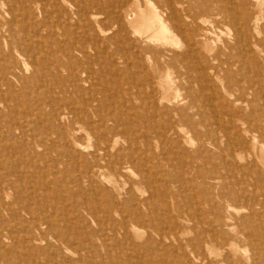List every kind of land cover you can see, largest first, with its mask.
<instances>
[{"label":"rangeland","instance_id":"1","mask_svg":"<svg viewBox=\"0 0 264 264\" xmlns=\"http://www.w3.org/2000/svg\"><path fill=\"white\" fill-rule=\"evenodd\" d=\"M68 1L26 0L27 3L25 2L23 6L24 10L19 11V19L14 22V25H9L11 16L7 14L8 8L5 9L8 5L4 0H0V70L7 67L4 71L8 73L3 72V70L0 71V75L2 74L0 76V97L2 96L1 98L3 100L2 102L0 98V264H203V261L205 262L204 264H217L219 257L220 261L218 264H230L231 262L234 264H252L249 258V255L252 254L251 247L237 239L233 233L235 230L240 229V226H242L241 223H243L241 220L244 218L255 221L257 229L260 228V225H264V198H262L264 197V149L261 150V146H264V140L259 138L258 133L252 132L249 128V122H253L248 116L251 110L252 96L244 93L245 89L249 86L248 83L243 80L241 81V86L234 83V86L228 89L226 85L229 81L224 77V71L220 70L221 78L213 77L210 82L204 84V91L196 95L200 100H203L201 107L205 116V121L201 123L202 125L200 123L196 124L198 134L195 135L193 129L188 127L190 124H182L186 130L184 136L179 138L176 135H171L173 137H169L167 144H162L154 137V121L151 119V115L148 116L149 113H154V107H152L150 103L153 99L151 98L152 100H149L147 96L144 95L147 94L148 91L140 89L137 91L136 88L138 87H135L136 82H142V76L144 75L138 62L142 60L149 64L150 60L147 57L149 56L150 58V55L146 47L151 43L148 39L145 40L140 36L142 40L139 35L136 34V27L133 23L128 22L133 19V12L132 17L127 18L122 16L120 10L121 0ZM50 2L53 4H50ZM252 2L257 4L256 0H252ZM69 3H71L72 6H70ZM96 3L97 5H95ZM155 3V5H158L157 3L160 2ZM63 4H67V6ZM78 7H81L80 9L83 14ZM97 7L100 11L98 12L99 14L92 16L95 11L97 12ZM254 8H256V6H254ZM36 12L38 14H36ZM24 13H27L28 16ZM22 14H24L28 23H24V20L21 18ZM45 15H47V17ZM95 16H97L96 20ZM36 23H38L39 26H37ZM91 23L95 26H92ZM100 24H102V26ZM20 25H25V32H23ZM122 27L123 30H121ZM2 29H4V32H2ZM43 29L45 30L43 31ZM133 31L138 36H135ZM220 32L218 31V34L216 33L212 37V52L209 53V56H212L217 51H221L224 53L223 57L227 58L228 49L226 50L225 48V42L227 39L230 41L231 38L225 37L224 39ZM24 33L29 35L33 42L35 41L36 48L34 51H36V54L40 57L43 55L46 61L52 60V58L54 59L56 55L58 58L55 57V59H63L62 61L63 63L65 62L66 65L68 63L66 66L67 69L61 67L59 70L52 71V73L46 72L39 66H37V68L32 66L30 54L22 48L25 43L22 39ZM4 35V38H6L5 41H8L6 42L8 45L4 43ZM44 36L47 38H44ZM98 36H100L99 39H97ZM219 36H221V39ZM68 37H70V40ZM46 42L48 44H46ZM174 42H180L179 38H176ZM56 43H58L57 45L59 46H57ZM79 43L83 47H81ZM95 43H97V45ZM220 43H222V45ZM4 46L9 48L6 49ZM44 46L46 48H44ZM87 46L88 49H86ZM91 47L93 48L92 50ZM168 47L170 49L171 47L175 49V45ZM69 49L71 50L70 52ZM108 49L112 53L109 52ZM60 51L62 53H59ZM106 51L108 52L106 53ZM90 52L91 55H89ZM84 53L88 54V56H85ZM113 53L116 54V56ZM4 54H7V56L5 57ZM72 54H74V56ZM18 55L25 56H23L24 58L22 57V59L21 56L19 58ZM66 55L72 59L69 57L68 59ZM81 56H84V58ZM113 56L115 58H113ZM13 58H18L19 63L15 62ZM70 59L72 62H70ZM26 61L29 63H26ZM83 61L85 62L83 63ZM25 64H28L31 70L29 69L24 76L23 74L19 75L20 66L23 67ZM75 64L78 66L76 67ZM88 64H92L91 67H89ZM73 65H75L74 68L72 67ZM83 66L85 67L83 68ZM12 68L13 70H11ZM90 68H92V71ZM234 68V73L240 72L237 67ZM63 70L65 71L63 72ZM66 70H68L69 73L66 72ZM71 70L72 72H70ZM31 72L36 76L35 82L34 79L30 78V80L28 78V76L31 77L34 75ZM62 72L64 74H61ZM166 72L167 70L164 71V74H166ZM172 72L171 78L176 76V72ZM16 73H19V78ZM78 74L80 77L77 76ZM7 75L9 77H6ZM43 75H45L46 78ZM88 75L90 77H88ZM36 78L40 79V81ZM56 78H58V81ZM62 78L64 81H61L63 80ZM240 78H242V76H240ZM32 80L34 83H32ZM83 80L85 82H83ZM181 80H179L180 84ZM60 82L63 84L59 85L61 84ZM76 82H79L78 85ZM86 82H88V84ZM26 83L28 85H26ZM71 85L75 87H73L75 90H73ZM67 86L72 90L70 91ZM81 86L84 88L82 87V89ZM6 87L10 89L6 90ZM14 88L17 89L15 90ZM225 88L227 91L224 90ZM17 90L20 94L17 93ZM25 90L26 93H24ZM194 90L198 92V86H194ZM61 93L69 94H64L65 96L62 94L61 96ZM169 93L170 102L165 101L164 104L161 105V108H164L160 109L161 111L159 110L160 113L157 120L162 121L161 116H163L166 111L164 109L177 105L178 101V106L183 105L185 111L189 113L195 111V107L191 106L189 98L185 99L187 104L182 101L184 95L183 89L176 92L174 85L173 90ZM91 94L94 96L91 97ZM8 96L10 98H8ZM245 96L248 97V100ZM96 98L100 100V103L97 102L98 100H94ZM206 98L210 100V104L212 103L211 105L206 103ZM85 99H87L89 103ZM90 103L94 104V106ZM153 104L158 105V100L157 103ZM87 105H91V107ZM54 106L55 109L57 108V111L53 109ZM98 106L100 110H98ZM63 107L66 109L65 111L62 110L64 109ZM68 109L71 111L69 112ZM216 110L218 116L214 115V111ZM61 111L65 116L64 120H60L57 117L59 114H62ZM233 112L236 113V116ZM51 113L52 116L50 115ZM51 117H53V119ZM67 117L69 118L67 119ZM103 117L106 119H103ZM92 119L94 120L92 121ZM217 119L221 120L224 126L228 128L224 129L220 125H216L219 124ZM198 120L199 117L195 116L194 122ZM230 121H232L231 125L234 127V131H237L240 135L241 145L238 146V150L235 153H237L239 157L242 156V159L234 152L231 153V151L227 149L226 143L230 137L224 133L229 130ZM90 122L92 123L89 125ZM121 123L123 126H121ZM113 124L115 125L114 128ZM216 127L219 128L217 129ZM61 128H63V131ZM109 130L110 132L112 130V133L107 132ZM217 130L221 135L218 134ZM216 132L218 135H216ZM96 134H98V137ZM139 134L140 137L138 136ZM212 134L214 136H212ZM254 135H257V143L253 138ZM112 136H115V138L112 139ZM200 137L202 140H199ZM216 137L220 138L214 140ZM184 138L186 140H184ZM248 138H251L252 141ZM150 141L154 143L152 144ZM208 141H211V143H208ZM213 141L215 143H213ZM217 141H221L219 145ZM175 143L182 145V149L184 147L181 153H178L173 147ZM107 144L112 145L107 146ZM242 144L244 147H242ZM255 144L256 147L254 148ZM99 145L106 146L108 149L110 148V157L104 161L105 163L96 160L94 156H92L93 158L91 157L92 152ZM164 145L167 146L165 147ZM202 146L203 149H201ZM65 147L68 152H66ZM162 147L166 148L167 151L162 149ZM84 148L92 150L89 151ZM112 151L114 153L111 154ZM73 152H75V155ZM124 153L126 156L122 158ZM154 154L158 156V159ZM137 156H139V158ZM89 158L93 160L91 161ZM154 158H156V160ZM253 158L254 160H252ZM94 159L97 162H95L96 166L94 165ZM87 160L89 162H87ZM109 160L112 161V165L110 166L107 165V161ZM107 166L114 170L112 171V169ZM251 167H253L252 170ZM102 168L104 170H102ZM64 169L67 171L65 172ZM83 172L84 174L87 172L85 174L87 178L84 177L85 175ZM102 176H106V178L104 177L105 179H102ZM79 178L82 179L79 180ZM88 186L90 188H88ZM144 200H146L147 203ZM148 203L150 205H147ZM137 206L141 207L140 210L142 211L138 210L139 207ZM255 211L257 214L258 211L260 212L258 216L255 215ZM135 213L138 214L135 215ZM198 216H200L201 221ZM133 218H135V220H133ZM151 219L155 221L154 225L156 226H153V221ZM184 219L188 220L185 221ZM139 221L141 223H139ZM128 224L130 228L127 226ZM193 224L196 225L194 226ZM207 226L209 227L206 228ZM230 226L233 228L231 229ZM162 229L164 232L160 231ZM40 230L42 231L41 233ZM130 230L132 231L130 232ZM246 230L248 231V228H246ZM128 232L129 234H127ZM203 233L206 236H203ZM148 234L151 237H149ZM216 239L219 240L216 241ZM194 241L200 242L196 244ZM226 241L231 243V247H221V244ZM146 242L149 244L147 245ZM237 245L239 248H237ZM142 246L145 248L143 249ZM246 247L249 250H247ZM148 252L152 256H150ZM191 253L194 254L193 257H191ZM223 257L225 259L223 261L225 262L222 261ZM238 257L241 259H238ZM227 258L228 260L230 258L232 259L228 261Z\"/></svg>","mask_w":264,"mask_h":264},{"label":"bare ground","instance_id":"2","mask_svg":"<svg viewBox=\"0 0 264 264\" xmlns=\"http://www.w3.org/2000/svg\"><path fill=\"white\" fill-rule=\"evenodd\" d=\"M34 1V0H32ZM38 1V0H37ZM59 1V0H58ZM68 1V0H67ZM70 1V0H69ZM68 1V2H69ZM100 1V0H99ZM112 1V0H110ZM119 1V0H118ZM257 1V4H254L252 2V0H121V7H120V10H121V13H122V16L124 17H132V12H133V19L128 22H132L133 25L136 27L135 29V32L136 34L139 35V37H143L145 40L148 39V41L151 43L150 45H148L146 48H147V51L150 55V58L149 56L147 57L150 61H149V64H147L146 62L140 60L138 62L139 66L142 68V72L144 73V75L142 76V82H136V86L135 87H138L136 88L137 91L138 89L140 90H143V91H148L147 94H144L147 96V98L150 100L151 98L153 99V101H150L152 107H154L153 111L154 113L151 114L149 113L148 116L151 115V119L154 121V137L160 141V143H164V144H167L168 140H169V137L171 135H176L177 137L179 138H182L184 136V132L186 131L185 128H184V125L182 124H190V126L188 127H191L193 129V132L196 134H198V130H197V125L198 123H203V121H205V116H204V113L202 111V107L201 105L203 104V100L199 99V97H197L196 95L199 94L201 91L203 92L204 91V84L205 83H208L210 82L213 77L214 78H221V75H220V70L224 71V77L229 81L226 85V87L229 89L231 88L232 86H234V83H236L237 85L241 86V81L245 80V82L248 83V87L245 89L244 93L245 94H248V95H251L252 96V101H251V110L248 114V116L251 118V120L253 121L252 123H250V130H252V132H255V133H258L259 134V138L263 139L264 140V0H256ZM4 2L7 3L8 7H5L8 8L7 10V14H9L11 16L10 18V21H9V25H14V22H16L19 18H18V15H19V11L20 10H24L23 6L26 2V0H4ZM31 2V1H30ZM67 2V4H68ZM77 2V0H76ZM83 2V1H82ZM81 2V3H82ZM89 2V1H88ZM91 2V1H90ZM155 2H160V3H157L158 5H155L156 3ZM2 3V2H1ZM27 3V2H26ZM64 3V1H63ZM99 3V2H98ZM103 3V2H102ZM119 3V2H118ZM29 4V3H28ZM27 4V5H28ZM41 4V3H40ZM39 4V5H40ZM50 4H53L50 2ZM67 4H63L65 6H67ZM70 6L71 3H69ZM83 4V3H82ZM86 4V3H85ZM3 5V4H2ZM5 5V4H4ZM34 5V4H33ZM38 5V4H37ZM81 5V4H80ZM79 5V6H80ZM84 5V4H83ZM88 5V4H87ZM90 5V4H89ZM97 5V3L95 4ZM144 5H145V8H144ZM26 6V5H25ZM86 6V5H85ZM84 6V7H85ZM92 6V5H91ZM100 6V5H99ZM105 6V5H104ZM116 6V5H115ZM254 6H256V8H254ZM4 7V6H3ZM109 7V5H108ZM114 7V6H113ZM27 8V7H26ZM33 8V7H32ZM48 8V7H46ZM70 8V7H69ZM74 8V7H73ZM76 8V7H75ZM79 8V7H78ZM81 8V7H80ZM79 8L80 12H81V9ZM93 8V6H92ZM98 8V7H97ZM110 8V7H109ZM108 8V9H109ZM117 8V7H116ZM42 9V8H41ZM68 9V8H67ZM101 9V8H100ZM106 9V8H105ZM104 9V10H105ZM43 10V9H42ZM55 10V9H54ZM74 10V9H73ZM93 10V9H92ZM91 10V11H92ZM97 10V9H96ZM113 10V9H111ZM117 10V9H116ZM119 10V11H120ZM37 11V10H36ZM41 11V10H40ZM49 11H50V6H49ZM64 11V10H62ZM89 11V10H88ZM94 11H95V8H94ZM110 11V10H109ZM6 12V11H5ZM35 12V11H34ZM70 12V11H69ZM98 12L99 11V8L97 10V12L95 11V13H91L92 16L94 15H97L99 14ZM115 12V11H114ZM1 13V12H0ZM28 13V12H27ZM27 13L25 15H27ZM30 13V12H29ZM43 13V12H41ZM74 13V12H73ZM72 13V14H73ZM82 13V12H81ZM102 13V12H101ZM116 13V12H115ZM114 13V14H115ZM5 14V13H4ZM6 14V15H7ZM24 14H22V20H24V23L27 22V20L25 19V16ZM36 14H38L36 12ZM50 14V13H48ZM58 14V13H57ZM56 14V15H57ZM83 14V13H82ZM2 15V14H1ZM7 15V16H9ZM42 15V14H41ZM40 15V16H41ZM75 15V14H74ZM73 15V16H74ZM77 15V14H76ZM105 15V14H104ZM112 15V14H111ZM28 16V15H27ZM26 16V17H27ZM43 16V15H42ZM47 17V15H45ZM99 16V15H98ZM103 16V15H102ZM101 16V17H102ZM121 16V15H120ZM31 17V16H30ZM44 17V16H43ZM54 17V16H53ZM57 17V16H56ZM67 17V15H66ZM82 17V16H81ZM80 17V18H81ZM2 18V17H1ZM6 18V17H5ZM29 18V17H28ZM59 18V17H58ZM75 18V17H74ZM97 16H95V20H96ZM105 18V17H104ZM103 18V19H104ZM123 18V17H122ZM39 19V18H38ZM44 19V18H43ZM94 19V18H92ZM102 19V20H103ZM125 19V18H124ZM3 20V19H2ZM1 20V21H2ZM5 20V19H4ZM8 20V19H7ZM21 20V19H20ZM19 20V21H20ZM29 20V19H28ZM75 20V19H74ZM77 20V19H76ZM79 20V19H78ZM100 20V19H99ZM120 20V19H119ZM45 21V20H44ZM98 21V20H97ZM106 21V20H105ZM38 22V21H37ZM43 22V21H42ZM46 22V21H45ZM83 22V21H82ZM102 22V21H101ZM100 22V23H101ZM2 23V22H1ZM28 23V22H27ZM44 23V22H43ZM71 23H72V20H71ZM84 23V22H83ZM86 23V22H85ZM112 23V22H111ZM114 23V22H113ZM116 23V22H115ZM76 24V23H75ZM80 24V23H79ZM98 24V23H97ZM107 24V23H106ZM105 24V25H106ZM8 25V24H7ZM18 25V24H17ZM37 26H39L38 23H36ZM42 25V24H40ZM48 25V24H47ZM87 25V23H86ZM92 25V23H91ZM102 26V24H100ZM99 25V26H100ZM115 25V24H114ZM113 25V26H114ZM3 26V25H2ZM1 26V27H2ZM23 32L26 31L25 29V25H20ZM43 26V25H42ZM46 26V25H45ZM49 26V25H48ZM46 26V27H48ZM75 26V25H74ZM92 26H95L94 24ZM124 26V25H123ZM6 27V26H5ZM9 27V26H8ZM11 27V26H10ZM41 27V26H40ZM56 27V26H55ZM3 28V27H2ZM13 28V27H12ZM11 28V29H12ZM32 28V27H31ZM43 28V27H42ZM45 28V27H44ZM49 28V27H48ZM47 28V29H48ZM91 28V27H90ZM96 28V27H95ZM107 28V26H106ZM111 28V27H110ZM1 29V28H0ZM4 29H7V28H4ZM4 29H2L4 32ZM9 29V28H8ZM39 29V28H38ZM51 29V27H50ZM54 29V28H52ZM62 29V28H61ZM92 29V28H91ZM104 29V28H102ZM108 29V28H107ZM127 29V28H126ZM14 30V29H13ZM45 29H43L44 31ZM65 30V29H64ZM94 30V28H93ZM106 30V29H105ZM123 30V27L122 29ZM15 31V30H14ZM42 31V32H43ZM50 31V30H49ZM100 31V30H99ZM220 32L222 37H228V38H231V40L229 41V39L226 40L225 42V48L226 50L228 49V57L227 58H224V53L221 52V51H217L215 52L212 56H209V53L212 52V43H213V35L216 34L217 32ZM11 32V30H10ZM13 32V31H12ZM22 32V31H21ZM62 32V31H60ZM123 32H126V31H123ZM129 33V32H127ZM134 33V31H133ZM23 34V33H22ZM39 34V33H38ZM126 34V33H125ZM131 34V33H130ZM129 34V35H130ZM135 34V33H134ZM135 36H138L136 35ZM218 34V33H217ZM21 35V34H20ZM122 35V34H121ZM133 35V34H132ZM1 36V35H0ZM12 36V35H11ZM70 36V34H69ZM124 36V35H123ZM127 36V35H126ZM131 36V35H130ZM5 37V35L3 36V38ZM7 37V36H6ZM63 37V36H61ZM100 36H98L97 39H99ZM140 37V38H141ZM216 37V35H215ZM220 39H221V36H219ZM218 37V38H219ZM2 38V39H3ZM11 38V37H10ZM44 38H47L46 36H44ZM69 40H70V37H68ZM92 38V37H91ZM113 38V37H112ZM117 38V37H116ZM126 38V37H125ZM176 38H179L180 42H174V40ZM6 38H4V41H5ZM14 39V38H13ZM16 39V38H15ZM22 39L25 41L24 43V47H22L27 53H29L31 56V59H32V62H31V65L36 67L39 66L41 69L45 70L46 72H54L55 70H59L61 67H64L66 68V66L68 65L67 61V65L65 64V62L63 63V59L62 56L61 59L62 60H58V59H55V57H57L56 55L54 56V59L52 58V60H48L46 61L45 58H43V55L42 57H40L38 54H36L34 51L36 46H35V41L33 42L29 35H26L24 33V35L22 36ZM40 39V37H39ZM49 39V38H48ZM55 39V38H54ZM111 39V38H110ZM142 39V38H141ZM45 40V39H44ZM105 40V39H104ZM107 40V39H106ZM131 40V39H130ZM143 40V39H142ZM1 41V40H0ZM50 41V40H48ZM55 41V40H54ZM84 41V40H83ZM86 41V40H85ZM92 41V40H91ZM218 41V39H217ZM6 42H8L7 40L4 42L5 44H7ZM82 42V41H81ZM107 42V41H106ZM110 42V41H109ZM117 42V41H116ZM147 42V41H146ZM145 42V43H146ZM45 43V41H44ZM83 43V42H82ZM90 43V42H89ZM99 43V42H97ZM97 43H95L97 45ZM115 43V42H114ZM1 44V43H0ZM46 44H48L46 42ZM58 43H56L57 45ZM80 44V43H79ZM92 44V43H91ZM90 44V45H91ZM104 44V42H103ZM110 44V43H109ZM222 45V43H220ZM8 45V44H7ZM10 45V44H9ZM84 45V44H83ZM93 45V44H92ZM95 45V46H96ZM171 45H175V49H173ZM59 46V45H57ZM75 46V45H74ZM73 46V47H74ZM81 46V44H80ZM79 46V47H80ZM85 46V45H84ZM103 46V45H102ZM105 46V45H104ZM117 46V44H116ZM145 46V45H144ZM170 46L171 49L168 47ZM5 47V46H4ZM78 47V45H77ZM83 47V46H81ZM98 47V46H97ZM107 47V46H105ZM111 47V46H110ZM142 47V46H141ZM224 47V46H223ZM3 48V47H2ZM6 49L9 48V47H5ZM13 48V47H12ZM44 48H46L44 46ZM48 48V47H47ZM62 48V47H61ZM117 48V47H116ZM115 48V49H116ZM145 48V49H146ZM60 49V48H59ZM63 49H66V48H63ZM62 49V50H63ZM88 49V46L87 48ZM85 49V50H86ZM93 48L91 47V50ZM103 49H106V48H103ZM223 49V48H221ZM4 50V49H2ZM52 50V49H51ZM96 50V49H95ZM109 50V49H108ZM112 50V49H111ZM141 50V48H140ZM220 50V49H219ZM68 51V49H67ZM71 50L69 49V52ZM77 51V50H76ZM90 51V50H88ZM99 51V50H98ZM146 51V50H144ZM8 52H9V49H8ZM18 52V51H17ZM80 52V51H79ZM108 51H106L107 53ZM109 52H111L109 50ZM1 53V52H0ZM12 53V52H11ZM20 53V52H19ZM51 53V51H50ZM59 53H62L61 51ZM58 53V55H59ZM65 53V52H64ZM104 53V52H103ZM105 53V54H106ZM112 53V52H111ZM110 53V54H111ZM146 53V52H145ZM9 54V53H7ZM7 54H4L5 57L7 56ZM15 54V53H14ZM18 54V53H17ZM40 54V53H39ZM56 54V53H55ZM67 54V53H66ZM79 54V53H78ZM85 54V53H84ZM114 54V53H113ZM112 54V55H113ZM119 54V53H118ZM3 55V56H4ZM11 56H13L12 54H10ZM16 55V54H15ZM46 55V54H45ZM44 55V56H45ZM49 55V54H48ZM61 55V54H60ZM74 56V54H72ZM88 56V54H85V56ZM91 55V52L90 54ZM99 55V54H98ZM109 55V54H108ZM116 56V54H114ZM1 56V55H0ZM17 56V55H16ZM21 56V55H20ZM20 56L18 55V57L20 58ZM25 56V55H22L21 58ZM28 56V57H29ZM94 56V55H93ZM97 56V55H96ZM10 57V56H9ZM66 57L68 58L69 56L66 55ZM65 57V58H66ZM82 57V56H81ZM24 58V57H23ZM22 58V59H23ZM58 58V57H57ZM60 58V57H59ZM71 58V57H69ZM68 58V59H69ZM84 58V56L82 57ZM93 58V57H92ZM113 58H115L113 56ZM112 58V59H113ZM3 59V58H2ZM5 59V58H4ZM14 59V58H13ZM12 59V60H13ZM27 59V58H26ZM45 59V60H44ZM72 59V58H71ZM70 59V62H72ZM75 59V58H74ZM11 60V61H12ZM90 60V58H89ZM2 62H5L3 60H1ZM15 62H18L19 63V59L18 58H15L14 59ZM30 61V60H28ZM74 61V60H73ZM9 62V61H8ZM7 62V63H8ZM81 62V60H80ZM85 61H83L84 63ZM114 62V61H113ZM6 63V62H5ZM13 63V62H11ZM10 63V64H11ZM17 63V64H18ZM26 63H29L26 61ZM75 63V62H74ZM73 63V64H74ZM82 63V62H81ZM88 63V62H87ZM92 63V61H91ZM110 63V62H109ZM115 63V62H114ZM9 64V65H10ZM77 64V63H76ZM75 64V65H76ZM80 64V63H79ZM2 65V64H1ZM6 65V64H5ZM73 65L72 67L74 68ZM83 65V64H82ZM92 64H88L89 67H91ZM149 65V66H148ZM13 66V65H12ZM31 66V67H32ZM70 66V65H69ZM78 65H76L77 67ZM80 66V65H79ZM85 66H83L84 68ZM234 67H237L239 69L240 72L238 73H234ZM1 68V67H0ZM7 68V67H6ZM6 68H3L1 70H3V72H6L4 71V69ZM33 68V67H32ZM132 68V67H131ZM236 68V69H237ZM9 69V68H8ZM7 69V70H8ZM15 69V68H14ZM18 69V68H17ZM29 69L31 70V68H29L28 64H25V66L23 65V67L20 66L19 68V71H20V74H23V76L29 71ZM67 69V68H66ZM69 69V68H68ZM91 71H92V68H90ZM0 70V71H1ZM13 70V68L11 69ZM16 70V69H15ZM33 70V69H32ZM41 70V71H43ZM70 70V69H69ZM81 70V69H80ZM167 70L166 74H164V71ZM65 70H63L64 72ZM75 71H76V68H75ZM78 71V69H77ZM84 71V70H82ZM172 71H175L176 72V76L171 78V72ZM16 72V71H15ZM44 72V71H43ZM52 72V73H53ZM61 73V74H64V73ZM66 72H68V70H66ZM65 72V73H66ZM72 72V70L70 71ZM7 73V72H6ZM33 73V72H31ZM69 73V72H68ZM88 73V72H87ZM173 73V72H172ZM8 74V73H7ZM10 74V73H9ZM14 74V73H13ZM17 74V73H16ZM17 74V75H18ZM29 74V73H28ZM34 74V73H33ZM31 74V75H33ZM40 74V72H39ZM2 75V74H1ZM0 75V76H1ZM19 75H18V78H19ZM37 75V74H36ZM55 75V74H54ZM74 75V74H73ZM72 75V76H73ZM85 75V74H84ZM28 76V75H26ZM45 77V75H43ZM51 76V75H50ZM66 76V75H65ZM75 76V75H74ZM78 77L79 74L77 75ZM240 76H242V78H240ZM3 77H4V73H3ZM6 77H9L8 75ZM35 74L31 77L28 76V78L30 79H34V82H35ZM48 77V76H47ZM55 77V76H54ZM63 77V76H62ZM88 77H90L88 75ZM93 77V76H92ZM11 78V77H10ZM8 78V79H10ZM22 78V77H21ZM20 78V79H21ZM38 78V77H37ZM36 78V79H37ZM46 78V77H45ZM44 78V79H45ZM67 78V77H66ZM70 78V77H69ZM73 78V77H72ZM75 78V77H74ZM3 79V78H2ZM6 79V78H5ZM19 79V80H20ZM26 79V78H25ZM30 79V80H31ZM58 78H56L57 80ZM61 79V78H60ZM63 79V78H62ZM76 79V78H75ZM81 79V78H80ZM92 79V78H91ZM182 79V80H181ZM4 80V79H3ZM17 80V79H16ZM40 81V79H37ZM46 80V79H45ZM78 80V79H77ZM87 80V79H86ZM89 80V79H88ZM93 80V79H92ZM179 80H181V84L179 82ZM11 81V80H9ZM15 81V80H14ZM58 81V80H57ZM61 81H64L61 80ZM72 81V80H71ZM82 81V80H81ZM2 82V81H1ZM4 82V81H3ZM8 82V81H7ZM13 82V81H11ZM33 80H32V83H34ZM43 82V81H42ZM45 82V81H44ZM51 82V81H50ZM83 82H85L83 80ZM18 83V82H17ZM61 84L59 85H62L63 83L60 82ZM66 83V82H65ZM69 83V81H68ZM77 85L79 82H76ZM88 84V82H86ZM84 83V84H86ZM91 83V82H90ZM89 83V84H90ZM10 84V83H9ZM72 84V83H70ZM11 85V84H10ZM26 85H28L26 83ZM24 85V86H26ZM37 85V84H35ZM52 85V84H51ZM54 85V83H53ZM174 85H175V90L176 92H179L180 90H184V95L182 97V101L186 102L185 99H190V104L192 107H195V111L194 112H187L185 111L183 105L181 106H178V102H177V105H174L172 106L171 108H167V109H164L166 110L165 111V114L162 117V121L161 120H157L158 119V116H159V113H160V109H163L161 108V105L164 104L165 101H169L170 102V97H169V92L173 90L174 88ZM2 86V85H1ZM7 86V85H6ZM9 86V85H8ZM13 86V85H12ZM19 86V84H18ZM32 86V85H31ZM194 86H198L199 90L198 92H196V90H194ZM225 86V85H224ZM16 87V86H15ZM23 87V86H22ZM29 87H30V82H29ZM27 87V88H29ZM65 87V86H64ZM68 87V86H67ZM71 87L73 88L74 86L71 85ZM79 87V86H78ZM83 86H81L82 88ZM13 88V87H11ZM21 88V87H20ZM26 88V87H25ZM54 88V87H53ZM69 88V87H68ZM75 88V87H74ZM73 88V90H75ZM84 88V87H83ZM82 88V89H83ZM2 89V88H1ZM9 90L10 88L9 87H6V90ZM15 90L17 88H14ZM23 89V88H22ZM35 89H36V86H35ZM52 89V88H51ZM62 89V88H61ZM67 89V88H66ZM13 90V89H12ZM32 90V89H31ZM60 90V89H59ZM58 90V91H59ZM70 90V88H69ZM72 90V89H71ZM70 90V91H71ZM226 90V88L224 89ZM233 90V89H232ZM11 91V90H10ZM14 91V90H13ZM18 91V90H17ZM19 91L21 92V90L19 89ZM19 91L17 93H19ZM28 91V90H27ZM54 91V90H53ZM62 91V90H61ZM64 91V89H63ZM137 91H136V94H137ZM227 91V90H226ZM8 92V91H7ZM16 92V91H14ZM40 92V91H39ZM68 92V91H67ZM182 92V91H181ZM10 93V92H9ZM8 93V95H9ZM12 93V92H11ZM26 93V90L25 92ZM60 93V92H59ZM140 93V92H139ZM174 93V92H173ZM20 94V93H19ZM40 94V93H39ZM63 93H61V96H62ZM64 94H69V93H64ZM63 94V95H64ZM182 94V93H181ZM180 94V95H181ZM2 95V94H1ZM12 95V94H10ZM16 95V93H15ZM54 95V94H53ZM143 95V96H144ZM4 96V95H3ZM22 96V95H21ZM43 96V95H42ZM65 96V95H64ZM70 96V95H69ZM68 96V97H69ZM91 97L92 94L90 95ZM142 96V97H143ZM2 97V96H1ZM0 97V98H1ZM7 97V96H6ZM12 97V96H11ZM18 97V95H17ZM90 97V99H91ZM141 97V98H142ZM145 97V96H144ZM246 97V96H245ZM8 98H10L8 96ZM66 98V97H65ZM89 98V97H88ZM98 98V97H97ZM94 99V100H98L97 102L100 103L99 99ZM140 98V99H141ZM146 98V99H147ZM247 100H248V97H246ZM5 99V98H3ZM7 99V98H6ZM43 99V98H42ZM67 99V98H66ZM89 99V100H90ZM145 99V98H144ZM147 99V100H148ZM151 99V100H152ZM177 99V98H176ZM175 99V100H176ZM239 99V98H238ZM251 99V98H250ZM2 100V98H1ZM0 100V101H1ZM56 100V98H55ZM87 101V99H85ZM84 100V101H85ZM93 100V99H92ZM157 100H158V105H154L153 103H157ZM181 100V99H180ZM243 100V99H242ZM246 100V99H245ZM244 100V101H245ZM5 101V100H4ZM64 101V100H63ZM91 101V100H90ZM188 101V100H187ZM3 102V100H2ZM48 102V101H47ZM89 103V101H87ZM153 102V103H152ZM174 102V101H173ZM183 102V103H184ZM212 102V101H211ZM250 102V101H249ZM248 102V103H249ZM1 103V102H0ZM84 103V102H83ZM144 103V102H143ZM146 103V101H145ZM167 103V102H166ZM181 103V102H180ZM179 103V104H180ZM206 103L208 105H211L210 104V100L208 98H206ZM247 103V102H246ZM87 104V103H86ZM91 104V103H90ZM168 104V103H167ZM171 104V103H169ZM173 104V103H172ZM175 104H176V101H175ZM187 104V102H186ZM189 104V103H188ZM84 105V104H83ZM94 106V104H91ZM91 105H87L88 107H91ZM97 105V104H95ZM99 105V104H98ZM65 106V104H64ZM68 106V105H67ZM70 106V105H69ZM147 106V104H146ZM167 106H171V105H167ZM87 107V109H88ZM142 107V106H141ZM151 107V106H150ZM150 107H145V108H150ZM64 108V107H63ZM69 108V107H68ZM98 110H100V107L98 106L97 107ZM186 108V107H185ZM55 109V106L54 108ZM76 109V108H75ZM78 109V108H77ZM85 109V108H84ZM86 109V110H87ZM187 109V108H186ZM239 109V108H238ZM57 111V108L55 109ZM59 110V109H58ZM61 110V109H60ZM62 110H66L65 108L62 109ZM69 110V109H68ZM79 110V109H78ZM96 110V109H95ZM147 110V109H146ZM150 110V109H149ZM148 110V112H149ZM160 110V111H159ZM243 110V109H242ZM71 110H69L70 112ZM73 111V109H72ZM26 112V111H25ZM62 112V111H61ZM69 112L67 111V113L69 114ZM82 112V111H81ZM88 112V110H87ZM239 112V111H238ZM54 113V112H53ZM56 113V112H55ZM60 113V112H59ZM84 113V112H83ZM82 113V114H83ZM96 113V112H95ZM234 113V112H233ZM240 113V112H239ZM45 114V113H44ZM65 114V112H64ZM74 114V113H73ZM80 114V113H79ZM87 114V113H86ZM92 114V113H91ZM52 116V113L50 114ZM67 115V114H66ZM77 115V114H76ZM94 115V114H92ZM214 115L215 116H218V113H217V110L214 111ZM234 115L236 116V113H234ZM68 116V115H67ZM71 116V115H70ZM73 116V115H72ZM86 116V115H85ZM147 116V117H148ZM195 116L199 117V120L194 122L195 120ZM247 116V115H246ZM247 116V118H248ZM60 120H64V115H63V112L62 114H59L57 116ZM78 117V116H77ZM91 117V116H90ZM101 117V116H100ZM112 117V116H111ZM242 117V116H241ZM244 117V116H243ZM50 118V117H49ZM53 119V117H51ZM56 118V117H55ZM69 117H67L68 119ZM74 118H75V115H74ZM102 118V117H101ZM109 118V116H108ZM73 119V117H72ZM76 119V118H75ZM103 119H106L103 117ZM113 119V118H112ZM244 119V118H243ZM51 120V119H50ZM66 120V119H65ZM79 120V119H78ZM77 120V121H78ZM82 120V118H81ZM84 120V119H83ZM89 120V119H88ZM94 119H92L93 121ZM98 120V119H97ZM114 120V119H113ZM218 120V123L219 124H216V125H220L221 127H223L224 129H227L228 127L224 126L223 122L219 119ZM53 121V120H52ZM72 121V120H71ZM75 121V120H74ZM80 121V120H79ZM106 121V120H105ZM57 122V121H56ZM62 122V121H61ZM67 122V121H66ZM65 122V123H66ZM89 122V121H87ZM115 122V121H114ZM113 122V123H114ZM123 122V121H122ZM217 122V121H216ZM60 123V122H59ZM64 123V122H62ZM72 123V122H70ZM75 123V122H74ZM86 123V122H85ZM92 122L89 123V125L91 124ZM95 123V122H94ZM104 123V122H103ZM118 123V122H117ZM116 123V124H117ZM232 121H230V125H229V130L225 131L226 135H228L230 138H228V142L226 143L227 144V149H229V151L232 152H237L238 150V146L241 145L240 143V135L238 134L237 131H234V127H232L231 125ZM58 124V123H57ZM69 124V123H68ZM66 124V125H68ZM79 124V123H78ZM83 124V123H82ZM101 124V123H99ZM120 124V123H119ZM118 124V126H119ZM62 125V124H60ZM73 125V124H72ZM76 125V123H75ZM74 125V126H75ZM84 125V124H83ZM81 125V126H83ZM95 125V124H94ZM102 125H105V124H102ZM114 125V124H113ZM202 125V124H201ZM240 125V124H239ZM59 126V125H58ZM92 126V125H91ZM90 126V127H91ZM121 126L122 123H121ZM147 126V125H146ZM213 126V125H212ZM219 126V127H220ZM235 126V125H234ZM66 127V126H65ZM96 127V126H95ZM101 127V126H100ZM115 127V125L113 126V128ZM125 127V126H124ZM218 127V128H219ZM237 127V125H236ZM67 128V127H66ZM76 128V127H75ZM79 128V127H78ZM84 128V127H83ZM89 128V127H88ZM119 128V127H117ZM126 128V127H125ZM217 128V127H216ZM217 128V129H218ZM63 128H61L62 130ZM85 129V128H84ZM94 129V127H93ZM100 129V128H99ZM110 129V127H109ZM116 129V128H115ZM187 129V128H186ZM120 130V129H119ZM63 131V130H62ZM70 131V130H69ZM75 131V130H74ZM79 131V130H78ZM83 131V130H82ZM93 131V130H92ZM91 131V132H92ZM97 131V129H96ZM102 131V130H101ZM105 131V130H104ZM220 131V130H219ZM67 132V131H66ZM81 132V131H80ZM95 132V130H94ZM99 132V131H98ZM107 132H110L107 131ZM120 132V131H119ZM205 132V131H204ZM218 132V130H217ZM216 132V135L220 134V132H218L217 134ZM222 132V131H221ZM249 132V131H248ZM76 133V132H75ZM74 133V135H75ZM102 133V132H101ZM112 133V130L111 132ZM114 133V132H113ZM117 133V132H116ZM121 133V132H120ZM152 133V132H150ZM193 133V134H194ZM244 133V132H243ZM90 134V133H89ZM94 134V133H93ZM100 134V133H99ZM123 134V133H121ZM192 134V136H193ZM69 135V134H68ZM67 135V136H68ZM115 135V134H113ZM118 135V133H117ZM124 135H127V134H124ZM149 135V134H148ZM199 135H202V134H199ZM221 135V134H220ZM250 135V134H249ZM252 135V134H251ZM58 136H59V133H58ZM66 136V137H67ZM70 136V135H69ZM79 136V135H77ZM90 136V135H89ZM96 136L98 137V134H96ZM119 136V135H118ZM128 136V135H127ZM140 137V134L138 135ZM190 136V135H189ZM205 136V135H204ZM212 136H214L212 134ZM61 137V136H60ZM75 137V136H74ZM101 137V136H100ZM107 137V135H106ZM113 137V136H112ZM125 137V136H124ZM173 137V136H171ZM207 137V136H206ZM256 137L257 135H254V139L256 140ZM111 138V136H110ZM115 136L112 138L114 139ZM127 138V137H126ZM149 138V137H148ZM195 138V137H194ZM197 138V137H196ZM208 138V137H207ZM217 138H220V137H216L214 140H216ZM222 138V137H221ZM252 138V137H251ZM251 138H248L251 140ZM70 139V138H69ZM96 139V138H95ZM108 139V138H107ZM131 139V138H130ZM145 139V138H144ZM174 139V138H173ZM172 139V141H173ZM192 139V138H190ZM244 139V137H243ZM72 140V139H71ZM122 140V139H121ZM124 140V138H123ZM139 140V139H138ZM154 140V138H153ZM179 140V139H178ZM184 140H186L184 138ZM194 140V139H193ZM191 140V141H193ZM199 140H202L201 137L199 138ZM258 140V138H257ZM257 140H256V143H257ZM262 140V141H263ZM46 141V140H45ZM97 141V140H96ZM106 141V140H104ZM120 141V139H119ZM125 141V140H124ZM127 141V140H126ZM129 141V140H128ZM198 141V140H197ZM252 141V140H251ZM62 142V141H61ZM64 142V141H63ZM111 142V141H110ZM135 142V141H134ZM137 142V141H136ZM144 142V141H143ZM151 142V141H150ZM149 142V143H150ZM206 142V141H205ZM211 143V141H208V143ZM218 142V141H217ZM221 142V141H219ZM219 142H218V145H219ZM242 142V141H241ZM244 142V141H243ZM249 142V141H248ZM73 143V142H72ZM112 143V142H111ZM145 143V142H144ZM147 143V142H146ZM152 143V142H151ZM154 143V142H153ZM152 143V144H153ZM190 143V142H188ZM200 143V142H199ZM207 143V142H206ZM205 143V144H206ZM213 143H215L213 141ZM101 144V143H100ZM172 144V143H171ZM187 144V143H186ZM249 144V143H248ZM247 144V145H248ZM261 144V143H260ZM74 145V143H73ZM103 145V144H102ZM109 144H107L108 146ZM112 145V144H111ZM109 145V146H111ZM146 145V144H145ZM204 145V144H202ZM207 145V144H206ZM243 145V144H242ZM245 145V146H247ZM254 145V144H253ZM67 146V145H66ZM147 146V145H146ZM162 146V145H161ZM165 146V145H164ZM167 146V145H166ZM165 146V147H166ZM172 146V145H171ZM186 146V145H185ZM205 146V145H204ZM216 146V145H215ZM73 147V146H72ZM78 147V146H77ZM116 147V146H115ZM151 147V146H150ZM178 153H181L184 149H182V145H180L179 143H175L174 146H173ZM206 147V146H205ZM204 147V148H205ZM244 147V145L242 146ZM256 147V144L254 146V148ZM69 148V147H68ZM81 148V147H79ZM92 148V147H91ZM119 148V147H118ZM155 148V147H154ZM209 148V147H208ZM66 149V147H65ZM85 149V148H84ZM110 149V148H109ZM108 149V147L106 146H101L99 145L93 152H92V156H94L96 158V160H99V161H103V163H105L104 161L109 159L110 155H109V152L110 150ZM117 149V148H116ZM162 149H165L166 148H163ZM169 149V148H168ZM200 149V148H199ZM198 149V150H199ZM203 149V146L202 148ZM211 149V148H210ZM217 149V148H216ZM241 149V148H240ZM244 149V148H243ZM253 149V148H252ZM264 149V146H261V150ZM74 150V149H72ZM85 150H92V149H85ZM121 150V149H120ZM186 150V149H185ZM226 150V149H225ZM115 151V150H114ZM117 151V150H116ZM127 151V150H126ZM167 151V150H166ZM205 151V150H204ZM212 151V150H211ZM253 151V150H251ZM66 152L67 149H66ZM79 152V151H78ZM85 152V151H84ZM118 152V151H117ZM154 152V151H153ZM159 152V151H158ZM157 152V153H158ZM163 152V151H162ZM200 152V151H199ZM203 152V151H202ZM264 152V151H263ZM75 152H73L74 154ZM82 153V152H81ZM87 153V152H86ZM90 153V152H89ZM114 153L113 151L111 152V154ZM120 153V152H119ZM118 153V154H119ZM131 153V151H130ZM136 153V152H135ZM134 153V154H135ZM156 153V154H157ZM185 153V151H184ZM254 153V152H252ZM116 154V152H115ZM117 154V155H118ZM154 154V156L156 155ZM162 154V153H160ZM166 154V153H165ZM168 154V152H167ZM201 154V153H200ZM237 156L238 154L235 153ZM248 154V153H247ZM255 154V153H254ZM70 155V154H68ZM75 155V154H74ZM79 155V154H78ZM231 155V154H230ZM234 155V154H233ZM235 155V156H236ZM244 155V154H243ZM250 155V154H249ZM248 155V156H249ZM260 155V154H259ZM263 155V153H262ZM85 156V155H84ZM90 156V155H89ZM126 156L125 153L124 155L122 156V158ZM136 156V155H135ZM143 156V155H142ZM157 156V155H156ZM160 156V155H159ZM199 156V155H198ZM232 156V155H231ZM236 156V157H237ZM261 156V155H260ZM77 157V156H75ZM81 157V156H80ZM79 157V158H80ZM88 157V156H87ZM113 157V156H112ZM139 158V156H137ZM136 157V159H137ZM169 157V156H168ZM239 157V156H238ZM237 157V158H238ZM241 159H242V156H240ZM239 157V158H240ZM255 157V156H254ZM258 157V156H257ZM84 158V157H83ZM93 158V157H92ZM92 158H89L91 159V161L93 160ZM116 158V156H115ZM115 158H114V161H115ZM121 158V157H120ZM145 158V157H144ZM163 158V157H162ZM161 158V159H162ZM236 158V159H237ZM85 159V158H84ZM88 159V158H86ZM111 159V158H110ZM156 160V158H154ZM157 159H158V156H157ZM166 159V158H164ZM176 159V158H175ZM250 159V158H248ZM116 160H121V159H116ZM123 160V159H122ZM132 160V159H131ZM146 160V159H145ZM144 160V161H145ZM160 160V159H159ZM158 160V161H159ZM254 160V158L252 159ZM251 160V161H252ZM126 161V160H125ZM129 161V160H128ZM136 161V160H135ZM139 161V160H138ZM82 162V161H81ZM86 162V161H85ZM87 162H89L87 160ZM95 159H94V165H95ZM92 163V162H91ZM97 163V162H96ZM117 163V162H116ZM124 163V161H123ZM160 163V161H159ZM88 164V163H86ZM118 164V163H117ZM57 165V164H56ZM55 165V166H56ZM93 165V166H94ZM104 165V164H103ZM107 165H112V161L109 160L107 161ZM123 165V164H122ZM251 165V164H250ZM254 165V164H253ZM252 165V166H253ZM66 166V165H65ZM86 166V165H85ZM91 166V165H90ZM96 166V165H95ZM58 167V166H57ZM71 167V166H70ZM78 167V166H77ZM108 167V166H107ZM118 167V166H117ZM121 167V165H120ZM119 167V168H120ZM256 167V166H255ZM60 168V167H58ZM67 168V167H66ZM90 168V167H89ZM94 168V167H93ZM99 168V167H98ZM106 168V166H105ZM110 168V167H108ZM253 167H251V170H252ZM57 169V168H56ZM71 169V168H70ZM69 169V170H70ZM82 169V168H81ZM91 169V168H90ZM100 169V168H99ZM112 169V171L114 170L113 168H110ZM116 169V167H115ZM121 169V168H120ZM119 169V170H120ZM254 169H258V168H254ZM59 170V169H58ZM72 170V169H71ZM88 170V169H87ZM95 170V168H94ZM102 170H104L102 168ZM122 170V169H121ZM123 170H124V167H123ZM54 171V170H53ZM65 171V169H64ZM67 171V170H66ZM65 171V172H66ZM75 171V170H74ZM80 171V170H79ZM83 171H84V168H83ZM93 171V170H92ZM55 172V171H54ZM57 172V171H56ZM61 172V171H60ZM64 172V173H65ZM78 172V171H77ZM85 172V171H84ZM83 172V174H84ZM91 172V171H89ZM101 172V171H100ZM117 172V171H115ZM124 172V171H123ZM87 173V172H86ZM85 173V174H86ZM94 173V172H93ZM96 173V172H95ZM119 173V172H117ZM78 174V173H76ZM81 174V173H79ZM84 174V175H85ZM99 174V172H98ZM57 175V174H55ZM67 175V174H66ZM89 175V174H87ZM92 175V174H91ZM106 175V174H105ZM65 176V175H64ZM77 176V175H76ZM96 176V175H95ZM99 176V175H98ZM79 177V176H78ZM86 177V175L84 176ZM106 178V176H102L101 178ZM63 178V177H62ZM87 178V177H86ZM85 178V179H86ZM92 178V177H91ZM100 178V177H99ZM104 178V179H105ZM73 179V178H72ZM82 179V178H81ZM79 178V180H81ZM89 180V179H88ZM87 180V181H88ZM86 181V180H85ZM84 181V183H85ZM94 181V180H93ZM97 181V180H95ZM82 182V181H81ZM90 183V182H89ZM75 184H76V181H75ZM84 185V184H83ZM92 185V184H91ZM90 186V184H89ZM88 186V188H90ZM79 187V186H78ZM94 187V186H93ZM81 188V187H80ZM86 188V186H85ZM92 188V187H91ZM84 190V189H83ZM260 194V193H259ZM263 194V192H262ZM244 196V195H243ZM260 196H263V195H260ZM240 197V196H239ZM256 197V196H255ZM259 197V196H258ZM236 198V197H235ZM234 198V199H235ZM247 198V197H246ZM245 198V199H246ZM264 198V197H262ZM261 198V199H262ZM237 199V198H236ZM249 199V198H248ZM256 199V198H255ZM135 200V199H134ZM242 200V198H241ZM247 200V199H246ZM146 202V200H144ZM143 201V202H144ZM148 201V200H147ZM244 201V200H243ZM263 201V200H261ZM136 202V201H135ZM140 202V201H139ZM153 202V201H152ZM247 202V201H246ZM137 203V202H136ZM147 203V202H146ZM145 203V205H146ZM151 203V202H150ZM248 203V202H247ZM261 203V202H260ZM244 204V203H243ZM264 204V203H263ZM134 205V204H133ZM137 205H140V204H137ZM143 205V204H142ZM141 205V206H142ZM144 205V206H145ZM147 205H150L149 203ZM253 206V205H252ZM264 206V205H263ZM139 207V206H137ZM136 207V208H137ZM149 207V206H148ZM147 207V208H148ZM231 207V206H230ZM235 207V206H234ZM135 208V206H134ZM141 207L138 208V210H140ZM150 208V207H149ZM233 208V207H232ZM256 209V208H255ZM142 211V210H140ZM137 212V211H136ZM217 213V212H216ZM260 212L258 211V214ZM263 213V212H261ZM138 214V213H135V215ZM144 214V213H143ZM150 214V213H149ZM219 214H222V213H219ZM257 212L255 211V215H257ZM142 215V214H141ZM152 215V214H151ZM263 215V214H262ZM138 216V215H137ZM136 216V217H137ZM202 216V215H201ZM221 216V215H220ZM219 216V217H220ZM261 216V215H260ZM126 217V216H125ZM128 217V215H127ZM126 217V218H127ZM141 217V216H140ZM153 217V216H152ZM200 218V216H198ZM218 217V215H217ZM125 218V220H126ZM132 218V217H131ZM173 218V217H172ZM187 218V217H186ZM232 219V217H231ZM230 219V220H231ZM243 219V218H242ZM132 220V219H130ZM129 220V221H130ZM133 220H135V218H133ZM152 220V219H151ZM185 220V219H184ZM188 220V219H187ZM185 220V221H187ZM199 220V219H198ZM197 220V221H198ZM205 220V219H203ZM229 220V221H230ZM138 221V220H137ZM144 221V220H143ZM150 221V220H149ZM153 221V220H152ZM200 221H201V218H200ZM206 221V220H205ZM214 221V220H213ZM228 221V222H229ZM243 223L242 226H240V229H237L235 230L233 233L235 235V237L237 239H239L240 241H243V243L249 245L251 247V251H252V254L249 255V258L251 259L250 261L252 262V264H264V225H260V228L257 229L256 228V224H255V221H251V220H248V218H244L243 220H241ZM131 222V221H130ZM129 222V224H130ZM135 222V221H134ZM154 222L153 221V226H156L154 225ZM204 222V221H202ZM211 222V221H210ZM226 222V221H225ZM126 223V222H124ZM128 223V222H127ZM139 223H141L139 221ZM138 223V225H139ZM206 223H209V222H206ZM227 223V222H226ZM262 223V221H261ZM129 224L127 225L129 227ZM143 224V223H142ZM152 224V223H151ZM197 224V223H196ZM196 224H193L194 226ZM211 224V223H209ZM220 224V223H219ZM231 224V223H230ZM134 225V224H132ZM202 225V224H201ZM39 226V225H38ZM149 226V225H148ZM203 226V225H202ZM206 226V225H205ZM221 226V225H220ZM233 226V225H231ZM230 226V227H231ZM235 226V225H234ZM42 227V226H41ZM135 227V226H134ZM199 227V226H198ZM209 226H207L206 228H208ZM227 227V226H226ZM229 227V228H230ZM130 228V227H129ZM137 228V227H135ZM134 228V229H135ZM197 228V227H195ZM205 228V227H204ZM213 228V227H212ZM233 227H231L232 229ZM246 228H248V231L246 230ZM41 229V228H40ZM194 229V228H193ZM205 230V229H203ZM208 230V229H207ZM214 230V229H213ZM127 231H128V228H127ZM132 230H130L131 232ZM160 231H163L164 230H160ZM221 231V230H220ZM223 231V229H222ZM38 232V231H37ZM42 231L40 230V233ZM53 232V231H52ZM141 232V231H140ZM139 232V234H140ZM151 232V230H150ZM163 232H159V233H163ZM209 232V230H208ZM205 233V232H204ZM203 233V236H206L204 235ZM207 233V232H206ZM54 234V233H53ZM129 234V232L127 233ZM138 234V233H137ZM149 235V234H148ZM217 235H218V232H217ZM3 236V235H2ZM56 236V235H55ZM130 236V235H129ZM141 236V235H140ZM162 236V235H161ZM221 236V235H220ZM44 237V236H43ZM149 237H151L149 235ZM210 237V236H209ZM33 238V236H32ZM45 238V237H44ZM57 238V236H56ZM163 238V237H162ZM199 238V237H197ZM58 239V238H57ZM152 239V238H151ZM150 239V240H151ZM205 240V239H204ZM219 239H216V241H218ZM225 240V239H224ZM61 242V241H60ZM126 242V241H125ZM150 242V241H148ZM196 242V241H194ZM198 242V241H197ZM196 242V244H198ZM206 242V241H205ZM133 243V241H132ZM136 243V242H135ZM147 243V242H146ZM192 243V242H191ZM149 243H147L148 245ZM220 244V242H219ZM233 244V243H232ZM138 245V244H137ZM203 245V244H202ZM215 245V244H214ZM222 246L221 247H231V243L226 241L225 243H222L221 244ZM244 245V244H243ZM195 246V245H194ZM209 246V245H208ZM109 247V246H108ZM140 247V246H139ZM148 247V246H147ZM151 247V246H150ZM199 247H202V246H199ZM219 247V246H218ZM143 248V246H142ZM145 248V247H144ZM143 248V249H144ZM210 248V247H208ZM235 248V247H233ZM237 248H239V246L237 245ZM245 248V247H244ZM247 248V247H246ZM148 249V248H147ZM193 250V248H192ZM200 250V249H199ZM207 250V249H206ZM214 250V249H213ZM241 250V249H240ZM247 250H249L247 248ZM245 250V251H247ZM203 251H204V247H203ZM210 251V249H209ZM222 251V250H221ZM228 251V250H227ZM226 251V252H227ZM230 251V250H229ZM250 251V252H251ZM144 252V251H143ZM194 252V251H193ZM192 252V253H193ZM208 252V251H207ZM218 252V251H217ZM248 252V251H247ZM191 253V254H192ZM210 253V252H209ZM212 253V252H211ZM222 253V252H221ZM144 254V253H143ZM148 254H150L148 252ZM147 254V255H148ZM223 254V253H222ZM225 254V253H224ZM227 254V253H226ZM232 254V253H230ZM229 254V255H230ZM245 254V253H244ZM206 255V254H205ZM208 255V254H207ZM212 255V254H211ZM246 255V254H245ZM244 255V256H245ZM149 256V255H148ZM150 256H152L150 254ZM194 254H192L191 257H193ZM222 256V255H221ZM226 256V255H225ZM232 256V255H231ZM200 257V256H199ZM228 257V256H227ZM196 258V257H195ZM208 258V257H207ZM229 258V257H228ZM227 258V260H228ZM148 259V258H147ZM146 259V260H147ZM189 259V258H188ZM194 259V258H193ZM199 259V258H198ZM220 259V257H219ZM217 260L218 262L220 260ZM232 258H230L229 260H231ZM238 259H241L238 257ZM207 260V259H206ZM209 260V259H208ZM225 260L224 257L222 259V261ZM228 260V261H229ZM200 261V260H199ZM244 261V260H243ZM152 262V261H151ZM207 262V261H206ZM217 262V264H218ZM225 262V261H223ZM223 262H220V263H223ZM145 263V261H144ZM184 263V261H183ZM187 263V262H186ZM190 263V261H189ZM205 262L203 261V264ZM228 263V262H227ZM248 263V262H247ZM250 263V262H249ZM143 264V263H142ZM151 264V263H150ZM182 264V263H181ZM208 264V263H207ZM210 264V263H209ZM224 264V263H223ZM226 264V263H225ZM230 264H234L233 262H231Z\"/></svg>","mask_w":264,"mask_h":264}]
</instances>
